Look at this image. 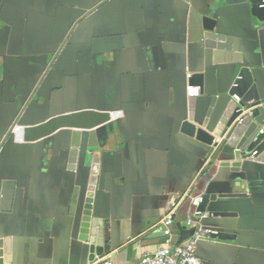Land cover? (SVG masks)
<instances>
[{
  "label": "crops",
  "instance_id": "0c3cea01",
  "mask_svg": "<svg viewBox=\"0 0 264 264\" xmlns=\"http://www.w3.org/2000/svg\"><path fill=\"white\" fill-rule=\"evenodd\" d=\"M203 17L231 49L205 46ZM257 31L247 6L215 0H0L1 264H99L78 240L94 152L93 216L115 264L164 244L173 202L170 242L186 243L190 199L204 195L200 225L231 240L199 241L202 264H264V162L232 171L222 139L199 137L239 69L260 65ZM85 110L111 120L79 132L76 148L74 130L35 142L17 132Z\"/></svg>",
  "mask_w": 264,
  "mask_h": 264
},
{
  "label": "water",
  "instance_id": "95a60500",
  "mask_svg": "<svg viewBox=\"0 0 264 264\" xmlns=\"http://www.w3.org/2000/svg\"><path fill=\"white\" fill-rule=\"evenodd\" d=\"M215 1L223 7L232 5L247 6L255 25L258 27L257 35L259 41L260 65H255V71L248 66H242L239 69L233 85L225 95V98L218 104L214 117V125L208 128L205 124L204 128H207L208 133L205 131L199 132L201 141L209 147L217 145V140L222 139L224 148L226 149L225 155L229 158L222 166L238 172L243 163L251 159L254 152L260 154L264 150V147H262L264 143V134H259V129L263 125L264 120V79L263 88L259 87L256 82V77H258L256 71H260L257 69L261 68L264 70V9L260 8L262 0ZM201 23L205 46L231 49V39L215 31L217 28L216 17H203ZM234 96H236L238 100H236ZM190 104L192 106V100ZM191 116L192 110L190 112V117ZM110 120L111 115L109 113L85 110L67 115H60L40 125L22 127V129H17V132L22 133V140L24 142H35L51 136L59 130H74L71 133L72 140L70 141V147L76 148L78 146L77 137L80 134L79 132L91 130L106 124ZM74 137H76V139ZM75 155H77V152L73 150L71 157ZM255 158L256 161L264 162L263 154ZM98 173L99 153L94 152L91 155V164L89 167V176L78 237L79 242L85 245L89 263L101 260L111 252V244L106 239L107 232L105 229V221L93 216V202ZM202 199V203L198 208V211L201 213L205 212L208 201L212 200V196L204 195ZM159 236L162 237L164 241L166 240L162 232ZM208 236L219 240H231L228 235L222 233L209 234ZM8 251L9 248L7 243V254ZM1 255L2 252L0 251V256Z\"/></svg>",
  "mask_w": 264,
  "mask_h": 264
},
{
  "label": "built area",
  "instance_id": "2783aa9c",
  "mask_svg": "<svg viewBox=\"0 0 264 264\" xmlns=\"http://www.w3.org/2000/svg\"><path fill=\"white\" fill-rule=\"evenodd\" d=\"M260 8L264 9V0H262ZM234 98L238 100L236 96ZM259 134H264V120L263 125L259 129ZM260 154L264 155V150ZM260 154L254 152L251 159L255 160V157ZM202 200V196L190 199L191 209L186 224L189 227H194V232L184 244H172L170 242V237L173 233L174 215L179 206L178 202L171 203L161 219L162 233L166 238L164 244L153 252H142L137 264H202L196 255L197 244L213 233L211 230L202 227L199 223V219L209 216V213L198 211ZM137 247L140 249V244ZM99 264L115 263L109 256H105L100 260Z\"/></svg>",
  "mask_w": 264,
  "mask_h": 264
}]
</instances>
